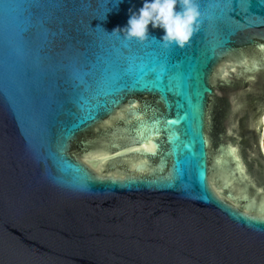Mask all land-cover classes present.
I'll return each instance as SVG.
<instances>
[{"label":"water","instance_id":"1","mask_svg":"<svg viewBox=\"0 0 264 264\" xmlns=\"http://www.w3.org/2000/svg\"><path fill=\"white\" fill-rule=\"evenodd\" d=\"M142 3L0 0V264H264V0Z\"/></svg>","mask_w":264,"mask_h":264},{"label":"clouds","instance_id":"2","mask_svg":"<svg viewBox=\"0 0 264 264\" xmlns=\"http://www.w3.org/2000/svg\"><path fill=\"white\" fill-rule=\"evenodd\" d=\"M129 13L127 23L116 26L109 33L122 35L126 40H145L149 36L156 39L157 36L150 32L151 25V28L163 29L159 39L164 45L180 46L188 41L202 16L199 0H143L138 9L129 8Z\"/></svg>","mask_w":264,"mask_h":264},{"label":"snow or ice","instance_id":"3","mask_svg":"<svg viewBox=\"0 0 264 264\" xmlns=\"http://www.w3.org/2000/svg\"><path fill=\"white\" fill-rule=\"evenodd\" d=\"M201 6H202V5H201ZM164 47H165V48H168L169 45H164ZM261 47L264 48V45H261ZM157 79H159V76L157 77ZM176 122H177V121H175V120H166V121H164V123H165L166 125H172V124H174V123H176ZM262 122H264V117H262ZM149 123H151L152 125L156 126V128H155L151 133H149V135H148V137H147L148 139H150L152 135H158V134H159V132H158V127H159L160 124H161V120H160V119H154V118H151V117H150V118H149V121H146V122L144 123L143 126L146 128V127L148 126ZM140 135H141V136L144 135L143 131L140 132ZM261 144H262V147H264V141H262ZM144 148L147 149V150H149V151H155V145L149 147L148 144H145V145H144ZM233 151H235V149H233Z\"/></svg>","mask_w":264,"mask_h":264}]
</instances>
